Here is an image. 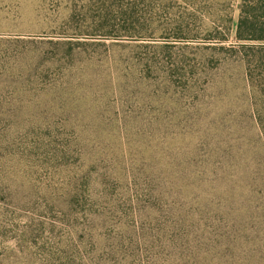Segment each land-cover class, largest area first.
I'll return each instance as SVG.
<instances>
[{
  "label": "rangeland",
  "instance_id": "1",
  "mask_svg": "<svg viewBox=\"0 0 264 264\" xmlns=\"http://www.w3.org/2000/svg\"><path fill=\"white\" fill-rule=\"evenodd\" d=\"M239 4L0 0V264H264Z\"/></svg>",
  "mask_w": 264,
  "mask_h": 264
},
{
  "label": "trees",
  "instance_id": "2",
  "mask_svg": "<svg viewBox=\"0 0 264 264\" xmlns=\"http://www.w3.org/2000/svg\"><path fill=\"white\" fill-rule=\"evenodd\" d=\"M234 38L247 74L264 88V0H240Z\"/></svg>",
  "mask_w": 264,
  "mask_h": 264
}]
</instances>
